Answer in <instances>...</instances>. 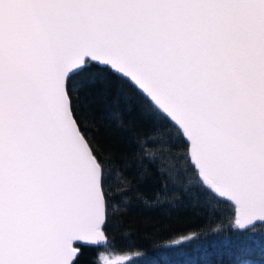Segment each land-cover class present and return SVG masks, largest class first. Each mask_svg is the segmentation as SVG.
I'll return each mask as SVG.
<instances>
[{
    "label": "snow or ice",
    "instance_id": "obj_1",
    "mask_svg": "<svg viewBox=\"0 0 264 264\" xmlns=\"http://www.w3.org/2000/svg\"><path fill=\"white\" fill-rule=\"evenodd\" d=\"M117 85L153 128L98 154L81 108ZM145 147L181 150L232 228L264 227V0H0V264H77L132 161L168 168Z\"/></svg>",
    "mask_w": 264,
    "mask_h": 264
},
{
    "label": "trees",
    "instance_id": "obj_2",
    "mask_svg": "<svg viewBox=\"0 0 264 264\" xmlns=\"http://www.w3.org/2000/svg\"><path fill=\"white\" fill-rule=\"evenodd\" d=\"M93 111L94 120L82 106L80 119L97 141L98 154L112 150L131 155L137 137H146L153 128L138 98L123 85L107 90ZM166 142L162 136L161 145ZM144 150L173 169L171 178L168 168L161 172L148 160L142 166L133 160L128 169L132 192L111 198L107 244L81 246L77 264H103V253L128 255L121 264H264V227L247 232L232 228L234 209L200 190L179 159L181 150ZM110 172L115 189L120 177L115 169Z\"/></svg>",
    "mask_w": 264,
    "mask_h": 264
},
{
    "label": "rangeland",
    "instance_id": "obj_3",
    "mask_svg": "<svg viewBox=\"0 0 264 264\" xmlns=\"http://www.w3.org/2000/svg\"><path fill=\"white\" fill-rule=\"evenodd\" d=\"M118 257L122 258L121 263L126 262L130 258L128 255H123V254L103 253L102 254V262H103V264H106V262L114 261Z\"/></svg>",
    "mask_w": 264,
    "mask_h": 264
},
{
    "label": "water",
    "instance_id": "obj_4",
    "mask_svg": "<svg viewBox=\"0 0 264 264\" xmlns=\"http://www.w3.org/2000/svg\"><path fill=\"white\" fill-rule=\"evenodd\" d=\"M202 179V178H201ZM221 200L225 201V198H220ZM107 236L105 237V239L103 241H101L98 245H92V246H84V247H101V246H104L107 244ZM78 244H81L82 245V242H77ZM80 253H81V248H80ZM80 256V255H79Z\"/></svg>",
    "mask_w": 264,
    "mask_h": 264
}]
</instances>
